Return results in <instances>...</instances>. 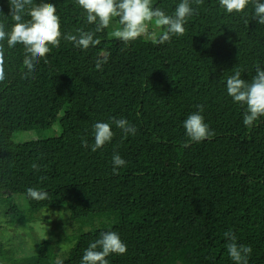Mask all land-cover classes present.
I'll use <instances>...</instances> for the list:
<instances>
[{
    "label": "trees",
    "instance_id": "trees-1",
    "mask_svg": "<svg viewBox=\"0 0 264 264\" xmlns=\"http://www.w3.org/2000/svg\"><path fill=\"white\" fill-rule=\"evenodd\" d=\"M42 2L55 5L62 33L47 62L25 75L24 46L2 42L0 214L11 226L33 228L43 210L63 209L71 233L57 243L36 241L28 255L0 242V264H55L57 257L81 264L102 231L117 232L127 246L126 254L106 257L108 264H235L229 231L252 248L248 264H264V116L246 127V105L226 87L237 71L251 82L257 66L264 70V25L253 19L252 3L229 14L219 0H190L195 13L185 34L163 45L151 39L166 31L154 21L146 36L125 44L111 35L122 27L114 17L95 34L100 44L84 50L63 35L95 30L86 11L76 0H33V6ZM180 2L151 0L169 15ZM0 23L6 31L14 23L8 0H0ZM105 53L101 71L95 62ZM196 105L214 132L201 142L183 127ZM121 118L135 135L112 123ZM97 122L109 123L114 136L92 151ZM23 132L37 138L14 141ZM114 154L126 161L118 174ZM29 187L49 198L30 200ZM13 195L23 197L24 209L8 200Z\"/></svg>",
    "mask_w": 264,
    "mask_h": 264
},
{
    "label": "clouds",
    "instance_id": "clouds-1",
    "mask_svg": "<svg viewBox=\"0 0 264 264\" xmlns=\"http://www.w3.org/2000/svg\"><path fill=\"white\" fill-rule=\"evenodd\" d=\"M10 6V16L12 21L11 30L6 31L4 24L0 23V82L5 76V49L3 41H7L8 48L17 44H22L25 49L23 64L27 69L25 75L31 74L35 70L36 64L51 51V47H58L61 42V25L56 7L52 3L42 2L33 6V0H8ZM76 3L86 11V19L89 24H95L94 31L78 30V35L65 34L63 38L71 41L77 48L87 50L90 46L100 44L99 39H94L97 32H101L109 27L110 21L114 17H119V24L122 26L114 30L111 35L125 44L148 34V25L154 21V25L165 28L159 38L155 35L151 37L153 43L163 45L170 42L173 36L185 34V23L188 18L195 13L190 0H182L175 8L173 15L167 14L160 8L152 7L151 0H76ZM197 5L202 0H196ZM252 3L254 7L253 19L258 24L264 25V2L262 0H219V4L229 14L241 13L246 6ZM28 16L30 19L25 20ZM98 21V22H97ZM51 46V47H50ZM108 53L98 58L95 66L103 70V64L108 61ZM45 62L46 59H45ZM227 93L234 102L246 105L243 115V124L252 127L258 118L264 116V70L256 67V75L251 82H246L241 78L239 71L227 78ZM199 111L190 114L184 121L183 127L186 136L192 142H201L214 135L208 124L204 122L202 105L195 106ZM113 124L120 128L125 135H135L136 128L131 126L124 119H113ZM94 144L91 150L104 146L110 142L114 136L112 127L106 122H97L93 125ZM87 144V142H84ZM184 144L183 147H187ZM126 161L119 154L113 155V173L118 174L117 169L125 166ZM39 170L38 165H33ZM27 197L37 202L49 198L46 191L29 187ZM228 240L226 245L230 258L235 264H248L249 256L252 252L250 246L238 245L235 235L229 231L225 232ZM47 238V237H46ZM127 252L126 244L121 240L115 231H102L99 238L91 243L84 250L81 264H108L106 257L110 254L124 255ZM55 264H63V260L57 257Z\"/></svg>",
    "mask_w": 264,
    "mask_h": 264
},
{
    "label": "rangeland",
    "instance_id": "rangeland-1",
    "mask_svg": "<svg viewBox=\"0 0 264 264\" xmlns=\"http://www.w3.org/2000/svg\"><path fill=\"white\" fill-rule=\"evenodd\" d=\"M37 135L35 132H23L16 134L13 138L16 142H25L36 139ZM22 196L13 195L8 200L11 203L17 204L19 207L24 209L25 203L22 201ZM0 200V210H3V202ZM38 220L29 226H11L7 223L8 219L0 214V242L4 244L5 248L9 247H22V253L25 255L35 251L34 245L43 240L51 239L56 241L63 239L67 234L71 233V228L67 223V213L63 209H45L40 212ZM39 213V214H40ZM51 231H54V235L51 236ZM47 237V238H46ZM53 243V244H54ZM63 248H66L64 242L58 243Z\"/></svg>",
    "mask_w": 264,
    "mask_h": 264
}]
</instances>
